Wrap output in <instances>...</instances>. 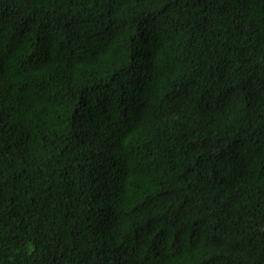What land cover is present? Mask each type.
<instances>
[{"label":"trees","instance_id":"obj_1","mask_svg":"<svg viewBox=\"0 0 264 264\" xmlns=\"http://www.w3.org/2000/svg\"><path fill=\"white\" fill-rule=\"evenodd\" d=\"M0 264H264V0H0Z\"/></svg>","mask_w":264,"mask_h":264}]
</instances>
